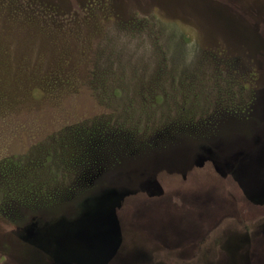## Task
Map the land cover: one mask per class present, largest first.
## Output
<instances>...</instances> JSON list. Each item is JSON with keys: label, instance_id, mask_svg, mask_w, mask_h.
<instances>
[{"label": "rangeland", "instance_id": "rangeland-1", "mask_svg": "<svg viewBox=\"0 0 264 264\" xmlns=\"http://www.w3.org/2000/svg\"><path fill=\"white\" fill-rule=\"evenodd\" d=\"M0 53V264H264V0H0Z\"/></svg>", "mask_w": 264, "mask_h": 264}, {"label": "flooded vegetation", "instance_id": "flooded-vegetation-1", "mask_svg": "<svg viewBox=\"0 0 264 264\" xmlns=\"http://www.w3.org/2000/svg\"><path fill=\"white\" fill-rule=\"evenodd\" d=\"M176 143L179 145L181 143L183 149L181 151H183L184 153L178 155V157L176 158L175 161V165H179L177 167L181 168V171L183 173H191L192 177L189 181L190 184H199V182L201 181L200 178H202V176H206V174L208 172L212 173L213 176L216 178V174L214 175V173H218V169L216 166H214V164H198L196 159L200 156L203 155L204 152L208 151L210 153H213V151H211L210 147L212 146L211 141L212 138L209 134H201L198 132H183V133H179L176 135ZM202 142H204L202 144ZM165 151H163L164 153ZM171 156V155H170ZM168 156V158L170 157ZM206 164V165H205ZM199 171H201L203 174H200ZM184 182L188 181L186 179H188L186 176H184ZM217 179V178H216ZM218 182H221L220 179H217ZM185 182V183H186ZM184 183V184H185ZM188 184V183H186ZM189 201V200H188ZM190 203H196L190 201ZM190 204V205H191ZM193 204V205H194ZM162 226H161V231L158 229L160 235L164 233V231L162 230ZM181 239H177L175 241L172 242H165L164 243H173L175 245H179L176 242H181L180 245L183 244V246H189V242L194 241V239L196 237H193V235L190 234H183L180 236ZM185 249V248H184ZM184 251V250H182Z\"/></svg>", "mask_w": 264, "mask_h": 264}, {"label": "trees", "instance_id": "trees-1", "mask_svg": "<svg viewBox=\"0 0 264 264\" xmlns=\"http://www.w3.org/2000/svg\"><path fill=\"white\" fill-rule=\"evenodd\" d=\"M172 125L176 126L175 123H173ZM192 131H193V129H189V127H188V128H184V130H177V131L171 132L172 134L169 135L170 141L172 142L171 144H174L176 142V139L175 138H176V135L178 134V132L179 133H182V132H192ZM104 132H106V131L104 130ZM100 133H102V131L101 132L98 131V128L95 129L93 132H91V134L88 137L89 138L88 144H91L92 145V143L94 142V140L96 141V139L101 138L99 136ZM111 138H114V137L111 136ZM130 138H132V137H130ZM130 148H132V147H130ZM136 148H138V147H136ZM109 151H110L109 154L113 157V155L115 154V152L117 150H114V148L112 147V150H109ZM107 157H109L108 154H106L103 158H107ZM91 192H97V190H95L93 188H91L90 190L89 189L88 190H85V191L83 190V191L78 192L76 194V195H79L78 197L76 195H74L72 197H77L76 200H79V197H80V198H82V200L80 201V203H86V202H88L89 199L94 198V196L90 195ZM24 222H26V220Z\"/></svg>", "mask_w": 264, "mask_h": 264}]
</instances>
